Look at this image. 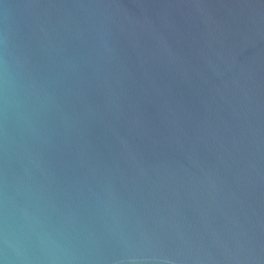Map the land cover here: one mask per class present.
<instances>
[{
	"label": "water",
	"instance_id": "obj_1",
	"mask_svg": "<svg viewBox=\"0 0 264 264\" xmlns=\"http://www.w3.org/2000/svg\"><path fill=\"white\" fill-rule=\"evenodd\" d=\"M0 264H264V0H0Z\"/></svg>",
	"mask_w": 264,
	"mask_h": 264
}]
</instances>
